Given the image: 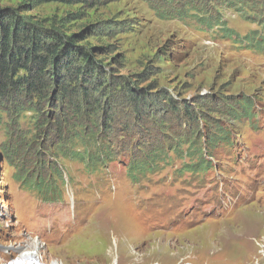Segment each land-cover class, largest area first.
Listing matches in <instances>:
<instances>
[{
	"label": "rangeland",
	"instance_id": "1",
	"mask_svg": "<svg viewBox=\"0 0 264 264\" xmlns=\"http://www.w3.org/2000/svg\"><path fill=\"white\" fill-rule=\"evenodd\" d=\"M8 14L75 35L106 91L62 93L75 55L35 107L0 97V264L33 243L34 264H264V0H0Z\"/></svg>",
	"mask_w": 264,
	"mask_h": 264
},
{
	"label": "trees",
	"instance_id": "2",
	"mask_svg": "<svg viewBox=\"0 0 264 264\" xmlns=\"http://www.w3.org/2000/svg\"><path fill=\"white\" fill-rule=\"evenodd\" d=\"M91 0H34L35 4H46V3H64L74 4L79 2L88 3ZM41 30L33 22H30L26 17L20 18L16 14H8L6 18L0 19V97L11 99L14 107L27 106L29 103L33 106V100L46 99L47 90L50 87L51 75L55 74L58 77L57 64L58 62H64V65L68 68L70 63V57L79 55V60L85 62L84 67H72L70 75L75 84L72 89L68 88L62 90L68 99L71 96L76 97L77 100L83 98L85 103H89L87 96L86 82L92 84V90L94 93L99 94L103 89V85L99 83H91L92 73L96 68L94 61L88 53L84 50L80 51L81 48L75 46L77 42L76 36L64 35L59 33L57 30H51L46 32ZM22 71V74H18ZM79 74L82 75V79L78 80ZM121 85V84H120ZM128 98L134 101L133 106L135 107L138 96H130V90L128 89ZM107 95V94H106ZM106 97V96H104ZM102 99V98H100ZM100 99H96V105L100 103ZM86 108H85V107ZM77 105L72 109L77 110L81 115L83 108L86 111H90L91 115H96L92 106ZM35 107V106H33ZM249 107L250 104L247 100H244L243 109L239 112V115L247 117L249 119ZM23 109V108H21ZM34 109V108H33ZM174 111V108L172 109ZM171 111V112H172ZM90 131L95 132L94 128L96 123L90 125ZM83 131L84 127L80 128ZM88 132V130H86ZM220 136L213 139L210 146L215 145L217 140L229 139V131H220ZM86 134V133H85ZM85 136V135H84ZM62 140L60 145H63ZM61 147V146H60ZM142 165H146L143 161L135 162L129 167L131 170H141ZM209 165L208 161L196 163L192 166L198 167L205 171ZM48 178L46 182H41L39 174L32 177L26 182L31 185L35 190L39 192L51 193L53 190L52 184Z\"/></svg>",
	"mask_w": 264,
	"mask_h": 264
},
{
	"label": "bare ground",
	"instance_id": "3",
	"mask_svg": "<svg viewBox=\"0 0 264 264\" xmlns=\"http://www.w3.org/2000/svg\"><path fill=\"white\" fill-rule=\"evenodd\" d=\"M129 244L132 245L131 242H130ZM118 245H119V244H117V257L120 258L121 255H120V253H119ZM25 248L31 252V253L28 254V256L25 257V259H26L27 261H29V260H33V259H35L34 252L37 253V252L39 251V249H40V244H37V243H33V244H31V245L29 244V245H27ZM27 261H25V263H23V261L20 262V261H18V259H14L13 262H12V264H34V263H28ZM35 264H36V263H35Z\"/></svg>",
	"mask_w": 264,
	"mask_h": 264
}]
</instances>
